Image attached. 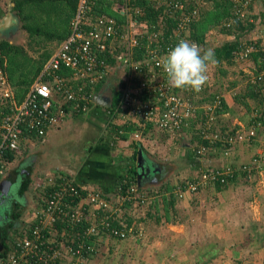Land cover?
I'll return each instance as SVG.
<instances>
[{"label":"built area","instance_id":"obj_1","mask_svg":"<svg viewBox=\"0 0 264 264\" xmlns=\"http://www.w3.org/2000/svg\"><path fill=\"white\" fill-rule=\"evenodd\" d=\"M110 1L117 16H96L93 0H79L77 13L70 23V36L45 64L24 97L18 96L8 73L1 67L0 49V183L14 163L9 162V156L17 158L23 146L45 141L49 133L66 120L89 111L94 105L97 87L109 78L112 70H124L127 74L121 98L123 109L129 114L120 115L126 123L131 116L138 117L145 123L153 122L158 130L174 137L195 122L198 106L190 97L193 91L186 90L188 95L183 96L177 93L168 85L160 66L162 57L175 43L161 44L163 28L145 20V6L155 10L162 8L170 15L179 14L175 38L177 42L189 41L190 24L200 17L209 0H199L192 9L186 0ZM231 1L235 4V16L225 23L226 28L246 20L253 0ZM118 16L123 22H118ZM119 44L126 50H121ZM135 49L144 51V56L134 58ZM258 53L264 54V40L255 38L240 42L233 56L237 61L246 62ZM107 55L116 60L115 66L104 58ZM138 74L141 79L133 85L131 80ZM252 75L255 86L264 84V72ZM207 85L208 82L199 93H203ZM144 93L155 99L150 96L149 101H141ZM222 104L223 97L218 95L204 105V116L209 118L198 124L202 140L210 144L252 143L259 130H264L263 114L255 112L247 130L241 129L235 134L216 131L213 122ZM208 150L211 149L205 145L194 149L197 156ZM241 170L264 189V151ZM232 171L233 168L226 166L202 169L198 179L176 184L174 194L183 199L186 193L195 194L220 179L224 183L223 177L231 175ZM37 189L43 192L41 201L34 208L29 223L26 222L22 235L8 239L5 250L0 249V264H89L107 240L125 241L136 237L135 233L138 237L142 235L140 227L139 233L135 232L136 222L130 226L123 221L124 201L128 197L136 200V208L139 199L144 204L149 201L145 195H136L134 188L128 190L129 196L117 195L112 199L103 190L82 187L70 176L60 173L38 182Z\"/></svg>","mask_w":264,"mask_h":264},{"label":"crops","instance_id":"obj_2","mask_svg":"<svg viewBox=\"0 0 264 264\" xmlns=\"http://www.w3.org/2000/svg\"><path fill=\"white\" fill-rule=\"evenodd\" d=\"M110 9L114 12L112 4ZM114 13L116 14V12ZM262 13L264 14V2L263 0H258L253 10V15L256 17L251 19L255 24V27L248 34L249 40L246 39V35L243 36L240 31L231 34L214 31V34L207 35L208 48L214 49L223 44H233V42L239 43L242 41H252L255 38L263 41L264 26L261 29L260 26L263 24L259 25ZM2 20L3 18L0 16V22ZM17 26L18 25L16 24H9L2 28L0 31V42H9L13 45V43L9 41L8 35H13L16 32ZM55 53H53L51 57ZM262 60V58H258L256 61L253 55L251 60L246 62H240L234 58L230 63L223 62L221 65L211 66L207 85L209 89H205L203 93L193 92L190 96L196 106H200L197 103V100L199 102L201 99H205L208 94H212V96L215 94L214 96L220 95L223 97V101L225 100L229 110L228 112L222 113L219 118L215 117V129L217 131L232 133L234 130H247L253 113L261 112L264 117V106L260 104V99L257 97H251V89L250 87L248 88L250 85L249 81L253 87L255 86V84L252 83V74L260 73V71L264 72L262 69ZM5 61L4 64L7 67V59H5ZM111 74L109 78L112 76ZM119 75L120 81H123L127 74H125L124 70H120ZM32 76L33 74L30 78H32ZM244 79L247 81L245 82ZM32 84H30V86ZM12 86L17 90L19 97H24L27 90L30 88V86H22L21 84H13ZM262 87H264V84H262ZM255 88L257 89V87ZM96 92L97 91H95V93ZM176 92L182 96L188 95L186 90L176 89ZM101 93L102 91H100V94ZM112 93L114 95V92ZM99 96L101 95L96 93L94 105H92L89 111L66 120L59 128L52 130L45 141L39 140L32 144V146L36 144L40 145L39 147L37 146L38 149L35 153L30 154L31 156L29 155L21 161L26 162V167H30L33 164L35 165L38 160L39 165L35 166V169L37 168L39 170L49 167V169L46 168L48 169V173H45L46 175L42 173L38 176L40 177L38 178L39 183L44 182L49 174L55 175L64 173L73 178L78 185L103 190L114 199L119 194L117 188L120 185V179L123 174L127 176L131 169L133 171L136 169V182H131L129 189H136L135 194L140 197L142 195H148L153 204H155L156 201V204L152 205L153 207L148 204L142 206V208L147 209V218L149 219V217L152 216V213L150 212L154 211L156 213L162 211L163 215L165 214L170 218V215L174 214V211L172 208L168 209V204L165 203L164 199L160 200L157 195L146 194L145 191H155L156 187H161L167 184L171 187L178 181V179L180 181H183L184 179H194L202 169L224 167L230 164L243 165L249 163L254 157L262 154L264 151V130H259L258 137L254 139L252 143L238 144L234 149L228 151L216 148L211 150L207 156L198 157L194 149L197 146L203 145L202 139H198L200 136V127L198 124L201 121H204L205 118H209V116L203 115L196 118L195 122L186 127L180 135L174 137L165 132L159 131L158 129L155 130L154 134H148L147 137L141 135L145 149H143L142 145H139L140 139L136 138V134L134 133H132L127 140L121 139L116 141L110 135L111 127L114 125H124L126 121L121 117L116 116L110 122V107L108 108L99 104V98L97 99ZM247 106L249 107L248 111L246 109ZM130 119H133V122L135 123L138 122L135 117ZM81 138H84L83 141H81ZM164 138L167 139L165 142L163 141ZM60 142H64L65 145L68 143H72V145L74 144L73 146L71 145L68 147L69 151L66 150L61 152L60 155L63 157L64 161L61 160L58 155V152L61 150ZM81 149L82 151L79 152ZM141 149L143 150L145 161L147 162L146 165H148V167L145 171V175L141 177V183H139L138 157ZM34 154H37L38 158L35 157ZM29 157L31 158L28 159ZM55 157L60 160L57 161L58 163L54 162L56 159ZM9 173L0 185L11 181V193L13 192L15 197L12 201L13 204L9 205L6 203L2 210L3 220L0 221V236L5 229H8L7 232L10 234V239L22 235L21 232H23V229L30 221V219L27 218V212L29 211L30 206L23 208V211L19 212L18 219L16 221L14 220V206L16 204L23 206V199L28 192L23 195L20 193L25 177L24 180L18 178L16 181L12 178L13 176L9 177ZM14 173L15 171L12 172V174ZM16 174L17 173L14 175ZM32 174L38 175L36 171ZM260 186L261 184H259V182H247L239 175L229 187L222 191H217L215 188L216 186H210L198 194H189L187 197L185 196L184 200L178 203L177 208L181 206L183 210H186L206 203L205 207H201L188 214L192 215L195 212L194 215H196V211H199L201 215L205 212L203 215L205 216L210 214V210L217 211L216 218L212 221V224L216 227L215 233L225 235L223 239L229 241V244L230 241L232 243V240L235 238L234 240L236 243L235 241L234 243L240 246L241 249L246 248L245 245L248 240V242L252 243V248L255 249V251L249 253L245 262L240 261L238 258L239 256L232 258V254L231 256L229 255L226 262H230L231 264H264V190H261ZM139 188L144 192L140 191ZM37 191L40 193L41 200L43 192L38 189ZM34 208L35 207L32 208L33 211L36 209ZM208 208H210L209 211L206 210ZM138 215L139 216H135L137 219L135 221L138 224L145 223L147 218H143L140 213ZM12 224L13 228L10 227ZM16 231H18V233ZM247 233H251V238L247 239V237H244ZM236 237L238 239H236ZM220 238H222L221 235ZM109 240L107 241L109 242ZM220 241L221 239L219 238L217 241L215 240V242ZM108 242L105 245L107 247L109 246ZM215 244V248H217V243ZM210 247L213 248V245ZM232 248L237 247L233 246ZM225 249L226 248L223 246L217 250L222 251L218 255V258L225 257ZM206 250V247H204L198 254L199 261H201L202 264H205L206 262L201 260V258L208 257V251ZM101 252L99 254H101ZM116 255L117 254L112 257L118 259L119 256ZM98 256L99 255L92 259L89 264H95V261L97 262L98 260L96 259ZM252 257L254 258L250 261V258ZM215 258L216 256L214 257V261Z\"/></svg>","mask_w":264,"mask_h":264},{"label":"trees","instance_id":"obj_3","mask_svg":"<svg viewBox=\"0 0 264 264\" xmlns=\"http://www.w3.org/2000/svg\"><path fill=\"white\" fill-rule=\"evenodd\" d=\"M10 1L11 3H14L15 5L14 11H16V14L20 18V21L22 23V29L28 34L29 40L32 41V43H34L35 40H37L35 45L41 47V39H44L46 41L56 42L57 45L59 46L64 41H66L68 37L70 36L71 34L70 23L77 13L79 0H10ZM93 1L95 3L94 10H95L96 16H104V15L117 16L110 9V6H111V4H109L111 3L110 0H93ZM186 1L188 2L190 9H192L194 6H196L199 3V0H186ZM257 1L258 0H253L252 3L250 4V11H249V14L246 20L237 21L232 27L226 28L224 27L225 23L228 22L233 16H235L234 15L235 13L234 2L231 0H209L208 3L204 7L205 11L202 10L200 17L190 24L189 41L198 43V45H200L203 49H208L209 45L207 44V35L211 31H215V32L220 31L225 34L237 33L240 31L243 34V36L246 35L245 38L248 39L247 35L255 27V24L251 21V19L256 17L255 15H253V10H254V6L257 3ZM145 7H146L145 20L151 25H157V26L159 25L160 27L163 28L164 35H163L161 44H168L171 42H174L176 44L177 39L175 38V30H176V26L178 25V22H180V19H179L180 15L179 14H176V15L167 14L162 8L155 10V9L148 7L147 5ZM260 18L261 20L264 19L263 13L260 16ZM118 22H123V20L120 17H118ZM247 42H250V41H247ZM239 43L233 42V44H223V45L215 47L213 50L218 60V64L216 65H221L223 62L230 63L232 59L234 60L235 57L233 56V51ZM31 48L33 49L34 47L31 45ZM119 48L121 50L123 49L126 50L124 48V45L122 44H119ZM0 49H1V54H2L1 67H3L6 70L10 79L12 80L13 73L11 71V65L18 61V57L28 58V54H26V52L22 48L18 46L16 47L10 44L9 42L1 41ZM51 55L52 53L43 54L39 60H35V61L32 60L31 57H29L28 59H30V61H32V63L34 62L35 64V70L30 73V76L28 78L19 80L17 84H21L22 86L26 85L27 87L30 86V84H32L34 80L38 77V75L44 68L45 64L49 61V59L51 58ZM142 56H144V51H139L135 49L134 58L138 59V57L142 58ZM254 57L256 61L258 60V58L263 59L262 69L264 70V54L263 53L254 54ZM104 58H108V61L111 64V66H115L116 60L112 58V56L107 55V56H104ZM5 59H7V62H8L7 67L4 66V63L6 62ZM31 74H33L32 78H30ZM140 79L141 77L138 74V76H135V78L131 80V83L133 85H136ZM126 84L127 83L123 81L121 83L119 90L116 91L114 89V95H113L112 103L110 107V115H111L110 122L116 116L120 117V115L129 114V111L127 109L126 110L123 109V103H122V98H121L122 90L126 86ZM249 84L250 85L248 86V88L250 87L251 89L250 90L251 95H252L251 97L252 98L257 97L258 99H260L259 101L260 104L264 106V87H262V83H259V85L254 86V87L251 85L250 81H249ZM255 87H257V89ZM208 89L209 88L207 87V90ZM100 90H101V86L99 85L97 87L96 93L99 94ZM214 95L212 96V94L211 95L208 94V96L205 99H201L199 102L197 100V103L200 106H198L196 118L202 115L204 116L205 111L203 110V107L206 103H210L213 101V98L215 97ZM150 96L151 95L148 93L142 94L141 101H149ZM152 98L155 99L154 97ZM246 109L248 111L249 107L247 106ZM228 110L229 109L224 100L222 104V109H218L216 111L215 117L219 118V116H221L222 113L228 112ZM132 117L133 116H131V118ZM137 120H138L137 123L133 122V119H129V121L125 123L124 125L112 126L110 135L112 136V138H114V140L119 141L121 139L127 140L128 137H130V135L134 133L140 136L139 145H142L143 149H145V145H143V141H142V136L147 137L148 134H154L157 128L154 126L153 122L145 123L142 119L138 117H137ZM213 124L215 125V121L213 122ZM223 131H226V130H223ZM236 132L237 130H234L232 131V133L231 132L230 133L235 134ZM225 133H229V132H225ZM200 138L201 136L198 137L199 140ZM202 142H203V145H205L207 148L211 150L219 148L223 151H228V150L234 149L237 146V145L227 144L221 141L217 142L216 144H210L209 141H204V140H202ZM196 148H199V146H197ZM211 150H208L205 154H203L202 156H198V157L207 156L211 152ZM15 157L16 156L14 155H10L9 162L10 163L14 162L16 159ZM257 157H259V155L254 157L253 159H257ZM252 160L249 163H245L243 165H235V164L227 165L226 167L233 168L234 172L232 171L231 175L223 177V179H225L224 183H222L221 182L222 179H220L219 181L208 184L207 186L203 187L199 192L195 194L202 192L204 189L210 186H216L215 188L217 189V191H222L223 189L229 187V185H231L238 178L239 175L242 176L243 179L247 182H251V183L258 182L257 180H250L248 173L241 170V168H243L244 166L249 165L252 162ZM213 168H219V167H213ZM199 174L194 179L193 178L189 179V181L198 179ZM136 176H137L136 169H134V171L131 169L127 176L123 174L122 178L120 179L121 180L120 185L117 188L119 190L118 195L129 196V193H128L129 191L127 190L130 188L129 186L131 182L133 181L134 183L136 182ZM24 177H25V181L21 188V192H20L21 195L29 192L32 181H33L31 172H25ZM183 182L184 181L174 183L171 187L169 186V184L161 186V187L158 186L155 188L156 189L155 191H149V192L145 191V192L146 194L157 195L160 200L164 199L165 203L168 204V209L172 208L174 213L175 212L178 213V211H176L177 205L180 201L184 200V198L183 199L178 198L174 194V190L177 187L176 184L183 183ZM139 190L144 192L140 188ZM0 191L6 192L5 183L0 185ZM145 196L148 197V195H145ZM124 202H125L124 208H125L126 213L123 216V221H126V223L131 226L132 224L136 222L135 220H137L135 217L136 215H133L136 210V207L134 206L136 200L134 201L133 199L128 197V200ZM145 204L152 206L156 204V201H155V204H153L151 201V198H149V201L146 202ZM142 206H144V203L139 199L138 208H142ZM22 211H23V208L21 205L16 204L14 206L13 217L15 221L18 219L19 212H22ZM117 224L120 225L119 223ZM10 227L13 228V224ZM7 230L8 229H5L1 233L2 247L0 249L2 252L5 250L6 242L9 239V235H10L7 232ZM16 232L18 233V231ZM135 232L139 233L138 224L135 225ZM135 235H136V241L141 240L140 237L142 236L138 237L139 235H137L136 233ZM129 239H133V238L130 237L127 240ZM111 240H113L114 243L121 242V240H117V239L111 238ZM127 240L125 241L127 242ZM230 253H232L234 257H238L239 254L241 253V250L231 249V251H228V248H226L224 251V256L226 257V259L229 258V255H231ZM214 257L215 256H213V260H214ZM210 259L212 258L210 257ZM205 262H206L205 264H210V263H213L214 261L209 262L207 260Z\"/></svg>","mask_w":264,"mask_h":264},{"label":"rangeland","instance_id":"obj_4","mask_svg":"<svg viewBox=\"0 0 264 264\" xmlns=\"http://www.w3.org/2000/svg\"><path fill=\"white\" fill-rule=\"evenodd\" d=\"M9 2L11 1L0 0V16L3 19L9 13ZM14 7V15L18 17L16 11H14ZM202 10L205 11L204 8H202ZM260 24H263L262 26H260V28L262 29L264 26V19L259 20V25ZM247 38H249V35H247ZM8 39L13 43L14 46L22 48L26 52V54H28V58L31 57L34 61L39 60L43 54L55 53L58 48L56 42L46 41L44 39H41V47L35 45L37 40L32 43V41H30L28 38V34L22 29L21 21L17 26L16 32L11 37H8ZM31 45L34 47L33 49L31 48ZM28 58L18 57L19 62L17 61L11 65L13 76L12 80L10 79V82L12 85L17 84L19 80L28 78L30 76V73L35 70L34 62L32 63V61H30V59ZM111 75L112 76L110 78H108L101 84L100 91H102V93H99V95L104 96L105 99L110 100L113 97L112 92H114V89L119 90L121 83L123 82L119 79V70H112ZM246 81L247 80H245V82ZM83 139L84 138H81V141H83ZM166 140L167 139L165 138L163 139L164 142ZM59 144H61V150L58 152V155L60 159L64 161L63 157L60 154L61 152H64L66 150L69 151L68 147H70L72 143H68L67 145H65L64 142H60ZM39 145L40 144H36L33 146H23L22 153L17 156L15 162L10 166L11 168L9 169V177L13 176L12 178L16 181L18 178L24 180L25 172H31L32 174L36 171L38 174H32L33 181L30 190L23 199L24 203L22 208H27L30 206L29 211L27 212V218H30L33 211L32 208H37L41 201L40 193L37 191V182L39 180L38 178H40L38 176L42 173H48L49 167H46L48 169L43 168L42 170H39L37 168L35 169V166L39 165L38 160L36 161L35 165L33 164L30 167H26V162H23L21 160L28 157L30 154L35 153ZM81 151L82 149L79 152ZM34 156L38 158L37 154H34ZM30 158L31 157H29L28 159ZM55 158L57 159V157ZM56 159L54 162L58 163L57 161L60 160ZM13 171H15V173L17 174H12ZM50 175L51 174L47 176ZM177 182H180V180L178 179ZM260 188L261 190L263 189L262 186H260ZM188 195V193L185 194L186 197ZM205 206L206 203H203L201 206L189 208L186 210H183L182 207L179 206L176 210L178 211V213L175 212L174 214H171L170 218L165 214L163 215L162 211H159L158 213L154 211L150 212L152 213V216L149 215V219L147 218V209L136 208L133 215L139 216L138 214L140 213L142 214L143 218H147L145 223H137L142 230V237H140L141 240H133L136 239V237H133V239H129L127 240V242L114 243L113 240L110 239L108 242L109 246H105L103 250H101L102 252L101 254H98L99 256L96 258L98 260L97 262L95 261V264H201L202 262L199 261L198 254L199 251H202V248L204 247H206V251H208V257H203L201 258V260H208L209 262L214 261L213 256H216L217 254L215 261L210 264H231L230 262H226L227 259L225 257L218 258V255L222 251L217 250L223 246L225 248H228V251H231V249H240L241 253L239 254L238 258L240 261L245 262V260L248 258L249 253L255 251V249L252 248V243L248 242L247 240L245 245L246 248L241 249L240 246L235 244V238L232 240V243L230 241L229 244V241L223 239L225 235L220 233L216 234V227H214L212 221L215 220L217 211L210 210V208H208L206 210H210L209 215L203 216L205 212L203 213V215H201L199 211H196V215H194L195 212L192 215L188 214L189 212L191 213L192 211L198 210L201 207ZM220 235L222 238H220ZM244 237H247V239L251 238V233H247L246 235H244ZM218 238L221 239V241L215 242V240L217 241ZM236 239L238 238L236 237ZM215 243H217V248H215ZM211 245H213V248L210 247ZM233 246H236L237 248H232ZM115 254H117L116 256H119L118 259L112 257ZM209 257H211L212 259H209ZM232 258L235 257L232 255ZM253 258L254 257L250 258V261Z\"/></svg>","mask_w":264,"mask_h":264},{"label":"clouds","instance_id":"obj_5","mask_svg":"<svg viewBox=\"0 0 264 264\" xmlns=\"http://www.w3.org/2000/svg\"><path fill=\"white\" fill-rule=\"evenodd\" d=\"M216 64L213 49L182 39L162 57L160 66L171 88L199 93L209 80L210 67Z\"/></svg>","mask_w":264,"mask_h":264},{"label":"water","instance_id":"obj_6","mask_svg":"<svg viewBox=\"0 0 264 264\" xmlns=\"http://www.w3.org/2000/svg\"><path fill=\"white\" fill-rule=\"evenodd\" d=\"M14 3H10L9 6V13L8 15L0 22V31L2 28L8 26L9 24H16L19 25L20 23V18L14 15L13 12V7H14ZM99 98V104L105 106V107H111V100L110 99H105L104 96H99L97 97V99ZM139 174H138V181L139 183H141V177L145 175V171L147 170L148 165L147 162L145 161V157H144V153L143 150H140V154H139ZM6 192H1L0 193V221L3 220L2 217V210L5 207L4 205H6V203H8L9 205L13 204V200L15 197V194L12 192L11 193V188L10 186L12 185L11 181L6 182ZM11 193V194H10ZM2 247V242H1V236H0V248Z\"/></svg>","mask_w":264,"mask_h":264},{"label":"flooded vegetation","instance_id":"obj_7","mask_svg":"<svg viewBox=\"0 0 264 264\" xmlns=\"http://www.w3.org/2000/svg\"><path fill=\"white\" fill-rule=\"evenodd\" d=\"M11 36H12L11 34L8 35V37H11Z\"/></svg>","mask_w":264,"mask_h":264}]
</instances>
